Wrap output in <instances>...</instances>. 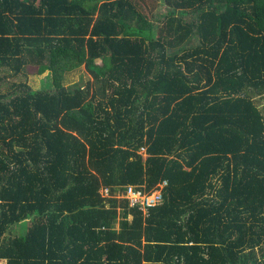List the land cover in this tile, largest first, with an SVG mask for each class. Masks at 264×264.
Returning a JSON list of instances; mask_svg holds the SVG:
<instances>
[{
  "label": "trees",
  "instance_id": "trees-1",
  "mask_svg": "<svg viewBox=\"0 0 264 264\" xmlns=\"http://www.w3.org/2000/svg\"><path fill=\"white\" fill-rule=\"evenodd\" d=\"M0 71V261L264 264V0H0Z\"/></svg>",
  "mask_w": 264,
  "mask_h": 264
},
{
  "label": "rangeland",
  "instance_id": "rangeland-1",
  "mask_svg": "<svg viewBox=\"0 0 264 264\" xmlns=\"http://www.w3.org/2000/svg\"><path fill=\"white\" fill-rule=\"evenodd\" d=\"M162 8L158 9L160 12ZM157 12V13H158ZM99 63V62H98ZM7 71H0V75H5ZM90 79V76L84 70L83 67L79 68L76 71H73L65 76L64 86L65 87H74L81 86ZM27 83L32 90H49L50 82L48 72L43 73L42 75L37 74V69L34 66H27L23 73L16 76H8L6 80L1 84V91L7 92L10 91V86L12 83ZM252 98L261 112L264 114V92L261 95H252ZM26 222L20 223L13 227H10L8 232L5 234L4 238L6 240L19 236L25 231ZM0 264H6L4 260L0 261Z\"/></svg>",
  "mask_w": 264,
  "mask_h": 264
},
{
  "label": "built area",
  "instance_id": "built-area-1",
  "mask_svg": "<svg viewBox=\"0 0 264 264\" xmlns=\"http://www.w3.org/2000/svg\"><path fill=\"white\" fill-rule=\"evenodd\" d=\"M102 193L107 196L108 190L104 189ZM117 197L127 199L130 207L138 206L144 212L147 208L155 206L161 201V194L158 190H155L150 194H143L140 191H135L132 187H129L125 192L118 194Z\"/></svg>",
  "mask_w": 264,
  "mask_h": 264
}]
</instances>
